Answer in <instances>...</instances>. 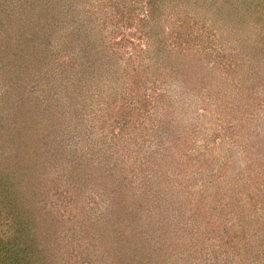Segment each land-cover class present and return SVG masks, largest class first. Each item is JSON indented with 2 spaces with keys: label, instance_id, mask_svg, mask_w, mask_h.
Here are the masks:
<instances>
[{
  "label": "rangeland",
  "instance_id": "1",
  "mask_svg": "<svg viewBox=\"0 0 264 264\" xmlns=\"http://www.w3.org/2000/svg\"><path fill=\"white\" fill-rule=\"evenodd\" d=\"M44 1L0 0V42L20 50L15 38L28 39ZM50 2V11L74 35L72 50L56 44V59L72 54L73 67L38 60L29 38L14 78L0 70V116L20 119L8 131L11 139L23 133L29 147L44 139L53 150L48 160L40 150L31 190L50 213V231L39 225L41 232L60 248L52 264H113L114 258L104 257L108 249L113 254L108 240L117 241L120 230L142 221L165 239L169 264H215L207 254L209 242L200 248L191 240L193 232L213 234L222 210L205 209L197 189L211 179L210 170L227 167L226 184L247 192L257 165L246 168L248 160L264 152V55L259 64L251 57L253 44L264 43V0H247L246 22L227 0ZM178 18L193 47L190 61L163 49ZM248 47L252 51L244 52ZM145 64L150 68L141 70L136 92L129 71ZM48 65L54 75L47 73ZM148 73L155 77L152 83ZM8 88L13 96L6 98ZM159 93L158 102H146ZM0 138L4 152H13L8 135ZM185 183L192 194L179 190H188ZM207 215L211 220L204 221Z\"/></svg>",
  "mask_w": 264,
  "mask_h": 264
},
{
  "label": "trees",
  "instance_id": "2",
  "mask_svg": "<svg viewBox=\"0 0 264 264\" xmlns=\"http://www.w3.org/2000/svg\"><path fill=\"white\" fill-rule=\"evenodd\" d=\"M226 3L234 6V12L240 22H246L247 16L251 15L247 0H227ZM43 4L45 5L42 6L43 12L39 11L38 19L36 18L33 26L29 25L32 30L28 37L30 41L27 39L31 46L30 48L28 44L29 51L40 61L49 63L56 61L57 63H53L55 64L54 66L57 65L66 70H71L73 67V55L63 53V57L59 56L57 60L54 50L56 44L58 45L57 49L63 47V50H72L74 48L73 32L71 33L69 29L70 32H66L61 18L54 11H50V0H45ZM155 7V5L151 7V11L152 9L154 11ZM235 8L238 9L235 10ZM33 10L37 14V10L35 8ZM174 23L175 25L170 26V30L167 32L170 37L169 47L168 49L166 47L163 49L169 52H179L183 58L188 57L190 61L194 55H189L193 47L186 40V25H184L182 18L176 19ZM15 40L16 43L14 42ZM15 40L13 41L15 48L18 47L17 50L21 48L18 51H15L14 48L11 49V46H7L8 44H3L6 42H0V70L8 69L7 78L10 81L14 78L12 77L14 71L21 70L19 69L21 66L14 67V65L18 61L16 60L18 56L20 61L23 59L27 41L20 38H15ZM256 42L255 44L257 45L253 44L256 51H252L248 47L244 52H254L251 57L259 64V57L261 58V55H264V43L263 40H257ZM258 43L260 44L259 46ZM5 46L8 48H4ZM49 67L48 65L47 73L54 75V69H49ZM140 67V65H137L136 70L129 71V77L132 78L130 84L136 92L140 89V85L137 82L141 78V70L150 68L148 64L143 65L139 69ZM145 77L148 78L147 82L152 83L155 81V77L150 73ZM11 90L12 88H8L6 92L4 91L7 94H2L9 98L13 96ZM149 95V91L144 93L145 97ZM155 95H157V100L146 101L149 105L150 103L158 102L162 96L161 93ZM9 118L14 122L7 121L8 117L5 115L4 117L3 115L0 116V134H7L8 138L6 140L13 143V152L11 151L8 154L4 152V148L0 144V264H52L56 261V253L60 248H58V243L47 242L46 234L43 235V232H41L39 225L45 226L51 223L50 218H48L50 213L42 211L46 205L40 199H33L31 195H35L37 192L33 191L31 193V190L36 188V178L39 177L37 175V165H41L40 150H45V159L47 160L52 157L53 150H48L49 146L44 139L41 145L40 142H34V144L32 142V146L29 147L23 137V133L14 135V138L11 139L13 133L8 131L12 124L19 122L17 125L20 126V119L16 117ZM21 130L22 127L19 128V132ZM1 140L5 139L2 138ZM262 141L264 142V139ZM11 153L13 154L11 155ZM263 154L264 152L260 151L255 154V157L248 160L246 168L256 162L257 165L255 167L256 173L252 176L253 182L250 188L247 187V192L245 193L236 189L235 185L226 184L227 180L222 170H226L227 167L210 170L211 179L202 183L203 186L205 185L204 187L198 186L197 192L199 191L200 198L205 201L204 208H213V210L220 208L222 211H219V214H221L222 218L219 222H214L216 224H213L215 230L213 234L204 236L205 234L203 235V233L193 232L191 241H199V244L209 242V245L212 246V254L210 252L207 254L210 255V259L214 258V261L216 260L215 264H264V157L261 158ZM220 171L221 173H219ZM248 171L250 170L248 169ZM240 172L244 171L240 170ZM236 176L237 173L235 172V178ZM31 181H34L33 184H31ZM249 182H245L246 186ZM185 185L188 190L179 188V190H182L183 195L188 191L190 193L192 191L190 189L192 187L191 184L185 183ZM37 188L40 189L41 186ZM27 191L30 192L27 193ZM193 197H195L194 194ZM127 207V204H125L126 209ZM146 208H143L144 210L142 211L147 212ZM229 209L231 210L229 211ZM229 212H232L231 216ZM198 213L197 216L200 215ZM224 214L226 216H223ZM52 216L53 221L60 222L58 217L54 214ZM202 220L199 218L200 223H203ZM208 220H211L210 215L204 218V221ZM49 226H47L48 231H50ZM152 229H156V227L154 228L153 225L149 227V224L147 225L145 221L137 223L136 226L125 227L117 233V241L108 240L109 248L113 247V254L108 249L104 257L109 260L114 258L113 264H155L159 261L169 264V256H164L163 243L165 239L155 236L152 233ZM53 235L55 234L50 236L52 237ZM57 236L54 238L57 239ZM59 240L61 241L62 239ZM194 244L196 243L192 242L191 247ZM201 246L202 244L199 245L200 248ZM56 247L57 249H55ZM199 247L194 249L195 252H203L201 251L203 248L199 250Z\"/></svg>",
  "mask_w": 264,
  "mask_h": 264
}]
</instances>
